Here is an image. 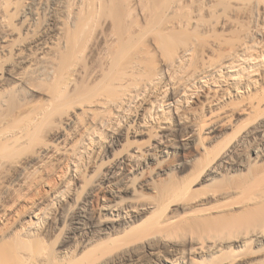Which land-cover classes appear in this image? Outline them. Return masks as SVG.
Returning a JSON list of instances; mask_svg holds the SVG:
<instances>
[{"label": "rangeland", "instance_id": "obj_1", "mask_svg": "<svg viewBox=\"0 0 264 264\" xmlns=\"http://www.w3.org/2000/svg\"><path fill=\"white\" fill-rule=\"evenodd\" d=\"M76 1L77 0H0V46L3 47L2 49H0V264H99L100 261L98 260L97 262V259L99 257H102L103 253L109 254V251L113 250L114 248L116 249V247H114L115 245L118 248L123 247V250L122 248L119 250L117 249L118 251H116L115 253L119 254L121 252L123 253V251L125 253L128 251L126 254L131 253V256H129V254L128 256H126L124 262H128L131 264H134V262H136V264H168L167 260L170 261L177 259V257L180 258L185 256L188 253V249H193L196 247L195 243L204 244L202 252L193 250V253H191V257L193 258V260H195V262H197V264H227L228 261L236 258L240 260L242 259L241 261L254 260V262H258L264 259V241L260 242V244L257 242L261 240L260 238L256 239V237H252L254 233H259L258 236H260V233H262V236H264V203H262L263 205H257V207L255 205V208H253L254 204L252 203L256 199H259V196L264 194V185L262 184L264 183V157H262V160L261 158L258 160L256 158V154L251 151V147H247V149H245V153L243 152L244 154H240V156L233 155L236 159H233L232 156L231 161L239 160L242 157L241 161L245 159L242 162L246 164L249 163V168L248 165L246 166V164H244V170H242V168H239V170L237 167L232 170V172L227 168V165H223L222 168L225 169L221 168L220 170H218L219 172L216 171L212 174L208 170L209 168H211L209 162L211 163V161L215 159L214 156H216V154L221 153L218 151H223L221 153L222 155L220 156L223 159V155L225 153L229 152V150H232L236 145L238 146V144L242 143L245 132L256 125V117H258V115H264V0H85L86 2L84 0H82V2L81 0H79V2H81L80 7L84 4V7H81L82 9L80 8L81 11H78L80 12V17H83L82 15L85 14L83 10H87V15L89 8L87 6L89 4H97L99 2L98 5L101 4L105 7L103 9L105 11L102 10L103 12L101 13L99 8V14L102 15H99L98 20L100 22L98 20L96 21L95 28L97 29L94 30H97V32L95 33L94 31L95 34H92V36L95 35L94 37L96 39L91 36V38H93H90L89 41V45L91 47L89 46L90 48L87 49L86 52H84L83 56L78 57L79 60L81 59L80 61L76 59V56H78V54L75 53V49L73 47L64 45L63 47L65 48L62 47V44L67 41L68 37V27H66L67 24L65 23L64 7L66 4L74 5ZM27 7L34 8L33 10L37 12L36 17L38 19L34 20L33 17H23V11ZM43 10H45V12ZM52 10H54L55 15L57 13V17L60 21L59 24L61 27H63V35L60 37L59 42H57V44H60L52 46H55L54 48L56 53H58L56 54L58 58L55 56L53 48V51L48 50V54H46V57L48 59L49 57L50 59L52 58V62H50V64L54 62V64H51L53 65V68L49 65L48 62L46 65L47 67L49 66V69L43 68V71L45 72H41V75L43 77L40 75L38 79V77H36V74L33 76L34 78H30L29 81L21 87L16 82L5 80L4 78L6 75L4 74L6 72V69L10 67L9 65L14 64L18 59L17 54L19 53V46H22L25 49L22 50V57H32L34 59L36 58L39 46L37 43H33V40L39 37L42 25L45 21L49 20L48 13ZM163 15L165 16V18ZM101 16L104 17L102 18ZM127 17L130 19H127ZM143 19L145 21H143ZM161 20H163V24ZM140 21L143 24H141ZM180 22H183L182 24L184 26H182ZM184 22L185 24H187V26L184 24ZM166 24H172L173 26H166ZM175 26L178 27L174 28ZM99 27L102 29H100ZM153 27H157V29L155 30ZM169 27L173 28L169 29ZM161 28L163 29V33H167L168 31L171 34L180 33L183 36L181 40L183 44L174 45V47L176 48L175 50L173 49L169 52L166 51L167 53L165 54H163L164 52L162 51V55H166V59L172 56V58L174 59V55L176 56L179 51H182L184 49L182 48V50H180V47H183L184 43H187V41L189 40V42H194L193 44L195 46L191 45L192 43L189 45V42L187 44L190 47L194 46L193 50H195L192 51H196L195 56H197L195 58V56L192 55V51H189L186 54L182 53L181 56L182 58H184V62L183 59L182 62H179L178 58H180L181 56L177 57L178 61L176 65L174 63V61L176 62V60L172 62L169 59L164 64L163 60L166 59L161 57V53H158V56L155 55L156 53L152 54L153 56H156L154 57V59L157 58L159 61H154V59L148 61L152 62H150V64H153V68H155V66L158 67L154 70H159V66H161L162 68L165 67V69L163 70L165 73L163 75L165 79H162V76H151L152 79H155L154 82L150 81V85H148L147 87L148 91L150 92V96L149 92L147 91L148 94L145 93V96H148V101L146 99L147 102H145L149 104L148 102H150L151 100H153L152 102H154V100H158V98L160 100L163 98L162 101L164 102L167 98H165L166 94L169 95V93L173 90L175 92H179L181 90L180 92H182V100H180L181 104L179 103V111H186L185 114L187 115L184 114V116L190 118L184 117V119H188L191 122L190 126L188 124L190 122L186 120L183 121L182 119L181 122L183 121L184 123L181 126H183L182 128L184 129H188L189 126L191 127V129H194L196 127V131L193 133L195 134L197 131L198 132L193 137H195V140L197 139V145L187 151H182L176 155L173 154L170 158H166V160L162 162V165H152L150 166V168H148V170H145V176L143 177V180H149L150 178L153 179V177L155 179L152 181V189L139 188V183L141 182L140 178L131 180L127 184L131 187L132 190L135 191V195L127 192H122V187H113L110 185V187L104 189V186L99 187L97 186V184H99V182L101 181L104 172L112 166L111 164L114 160L111 159H113L114 156L109 155V158L108 156L106 158H101L104 157V155H102V153L98 154V152L95 153L97 149L93 148H97L96 143L100 138L99 132H103V130L106 131L107 128L109 130V127H104L102 131H100L101 129L96 130L98 132H96L94 128H91V131L94 129V131H92L93 134L91 132L89 133L92 135L85 134L87 133L86 126L88 127V121H90L91 119L94 120L93 118H88L95 116V114H93L94 116H91V113H94L91 110L94 104H89V107L87 106V103H84V105H82L83 103L81 104L78 102V97L82 94L83 91L87 92L88 88H92L93 90L94 86L96 85L95 83H98L99 80H97L95 83L93 81L97 76L101 78L102 74H99L101 73V70L106 67L107 63L105 62L109 60L106 58H109L110 51L117 48L118 42L116 41H118L120 36H125L128 31L130 33L134 31V34L139 33L140 35H145L143 39L147 40L142 41L144 43L146 42V45H150V43L148 44L147 41L151 42V36L153 35V32L151 35V29L155 31L159 30L158 32H160L162 31ZM110 31H112V33ZM250 31L252 32V34ZM258 32L261 33L259 34ZM107 34H109L110 37L106 36ZM3 37L6 41L4 43H1V38ZM80 38H83V35ZM148 38L151 39L148 40ZM194 38L196 41L194 40ZM97 39H99V41ZM64 40L65 42H63ZM112 41L115 43L112 44ZM141 42L139 43L141 44ZM76 43L79 44V42ZM144 43L142 46H144ZM45 44L49 45V42H46ZM78 44H76L77 48L80 45ZM60 45L62 48L60 47ZM178 46L180 47L178 48ZM69 48H71V50ZM142 48L138 51H142ZM137 49H140V47L138 48L137 46V48L133 49V51L131 49V54L129 55H132V53L134 54ZM68 52L71 54H67ZM50 53L52 54V56L49 55ZM111 53L112 52H110V54ZM90 54L92 57L90 56ZM66 55H69V57H71L66 58ZM134 55L132 57H134ZM159 55L161 58H159ZM179 55L177 54V56ZM72 56L74 57L72 58ZM129 58H127V60H129ZM222 58L225 59L222 60ZM160 60H162V62ZM188 61L190 63L192 62L193 65ZM197 61L201 66L206 61L204 64L205 66H202L204 68L207 67L206 70L203 69L197 63ZM168 62H172L173 66ZM167 63L170 65V67L168 66L169 69L166 65ZM182 63L185 65H183ZM187 63L190 64V66ZM150 64L148 63V66ZM179 64H181V66L183 65V67H180L181 69L176 68ZM197 64L199 66L194 70L195 65L197 66ZM46 65L44 67H46ZM152 66H150V69H153ZM185 66H188V70L190 68L189 72L187 68L185 69ZM75 67L77 70H73V68ZM171 67L173 68L171 69ZM30 68L31 61L29 60V62L20 65V68L17 70V72L27 71ZM69 68L74 71V73H71V75L75 74V76H70V71H73ZM198 68L202 69L201 75L199 74L201 70ZM90 69L92 71L91 74L97 75L94 76L95 79L93 80L90 79L93 77V75L91 76V74L89 75V73H86L88 71L90 72ZM182 69L185 70L183 71ZM171 70L175 71V73ZM181 70L183 71V73ZM193 70L199 74L198 75L197 73H194L195 78H193L194 76H188L193 75L189 74L193 73ZM197 70L200 71L198 72ZM97 71H100V73H97ZM185 72L188 73L186 74ZM255 72H257V75L255 74ZM1 73H3V76H1ZM171 74L174 75L172 76ZM241 74L243 76H241ZM250 74L255 75L251 76ZM87 75L90 76V78H86ZM70 77L73 79L70 80ZM99 77L97 78L100 79ZM199 77H201L202 80L201 78L199 79ZM76 78H78V81ZM85 78L87 79V81L85 80ZM235 78H237V80L241 78L240 81L242 80V83L247 82L249 78H255L259 80L258 82L260 84H257L256 89L252 88V92L244 93L245 97H243V99L242 97L233 96L232 98L225 96V98L227 97L226 100L228 101L224 99V102L221 103L223 99L222 95L224 93H236L235 91H232L233 82L234 80H236ZM169 79L171 80V82H169ZM153 83H156L158 85ZM167 83L168 85L165 87L164 84ZM155 85L157 86V88ZM174 85L175 87H178L172 88V86L174 87ZM154 86L156 89L154 88ZM161 86H163L164 89ZM183 87L185 90L183 89ZM75 88L76 91L74 94V91L72 93L71 90H75ZM81 88L83 91L81 90ZM158 88L162 90L156 91ZM225 88L228 92L226 90L224 91ZM68 89L71 91V93L70 91H67ZM149 89L153 90L150 91ZM186 89H188V91ZM182 90H184V92ZM163 91H166L167 93H164ZM161 92L163 93L161 94V96L163 95L162 97H160ZM133 93L134 96L132 94H128L126 96L122 95V101L121 99H119V102H121L122 104L119 103L120 107L118 106L119 108L117 107L116 111L113 109L114 114L111 113L113 112L112 110L111 112H109V109L111 108H108L105 105H102V107H105L101 108V103H97V105L95 104L97 107H95L94 105L93 107L95 109L93 108V110H95L96 112L97 109V113L99 111L100 116L101 114L105 113L106 116L105 114L102 116H108V119H113V123L115 124V122H117L119 118L118 112H122V108L125 110L124 112L129 114L127 110L129 111L132 108L134 109V106L137 103L142 102L143 96L141 95V98H138L135 97L136 93ZM62 94H64V97ZM65 94L67 96L71 94V96H68L69 98H66ZM155 95H157L158 97H155ZM120 96L118 98H121ZM249 96H251V98ZM206 97L211 98L212 100L211 101L210 99H208V105L206 104V101L208 102ZM246 97H248V99ZM56 98L58 101L56 100ZM62 98L66 100L64 101ZM186 98H189V102ZM219 99L221 100L219 101ZM225 103L228 104L225 105ZM252 103L256 106L260 103V107L251 109ZM98 104L100 105L99 109H102V111L98 109ZM174 105L175 104L170 107V109H173H171L173 111L172 113L177 111L175 107L178 105ZM143 106L145 107L146 105L143 104ZM162 106L164 108L159 107V109H153L152 113L153 115L155 114L153 116V121L156 120V116L157 118L163 119L164 117H166V115H169V113H166L169 109V105L165 102V106L163 104ZM106 107L107 110L105 109ZM84 108L85 113L88 112V115L86 114L85 116H83L85 114ZM88 109L91 110L90 114V110ZM104 109L109 113L104 112ZM163 112H165L166 115H163ZM113 115H116V118ZM95 117L98 118V115ZM215 117L220 118L219 120L221 121L223 120V123L225 122V120H231L228 122H230L232 126L231 124H228L229 126H231V128L228 127V125H225L228 122H225V127L222 126L225 130L221 127L222 131H225L224 133L220 129V131L217 133L218 137L216 135V137L212 140L210 139L211 137L207 136L208 138L206 137L207 139H204L202 137L204 133L202 134L199 132L201 124L203 125L204 121H209V119L211 120V118ZM72 118L74 121L70 120ZM217 118L215 119L217 120ZM77 119H79V122H77L78 126L76 125V123H72L78 121ZM67 120L69 122H67ZM252 122H254L255 125H253ZM80 123H83L84 126L82 124L80 125ZM122 124H124V122H122ZM152 124L153 122L151 121V125ZM72 125L73 127L75 126V129L72 127ZM154 125L156 126L155 123ZM192 125L195 127L193 128ZM226 126L228 129L226 128ZM116 128L117 127H115V129ZM147 128H142L144 130L141 129V131H144V135H142V132L140 133V136H131V132L133 130L135 132L136 128H134L133 130L131 129L129 138L123 139L121 141V145L116 147L113 153L116 152V149L118 153L119 151H121L119 154L116 153V156L118 154L117 157L119 158L121 155L132 153V147L136 148L140 146L143 149L147 148V146L150 145L151 134L156 131V128H154L155 130H153V128L152 130H150L151 128ZM69 129H71V131ZM94 133H99V135L97 134L98 137ZM182 133L179 135L181 139L183 138V136L181 135L185 134ZM93 135L95 136L93 137ZM199 136V140L201 139L200 141H198ZM180 137H178L175 141L178 142V140H181ZM94 139L98 140L95 142ZM208 139L210 140V142ZM90 140H92V142ZM128 141L130 144H133L131 148L128 147ZM89 145L90 148H88ZM202 145L206 147L204 148V146ZM224 150H226L227 152H224ZM206 151L208 152V154ZM216 157L221 160L219 155ZM255 159L259 162L255 163ZM179 162H189V165L185 170H179L176 169V166L174 167V165H177V163ZM165 167L169 170H166L165 173L157 176L156 174L160 171V169H163ZM206 171L208 172V174L206 173ZM199 173H203L202 176L199 175ZM258 178L260 180H258ZM255 180L258 182V184L256 185H258L259 188L261 185H263L261 186V189H257L259 191L256 190L257 186L255 185V183L257 182H255ZM259 181H262V183ZM260 183L261 185H259ZM68 185H70V189L68 188ZM248 185L249 187H252L253 185L254 186L252 189H250L251 187L247 189ZM60 186L63 188H61ZM66 188L67 190H65ZM58 189L65 190L66 193L68 191L67 194H72H69V196L71 195V197L67 198L65 202L62 201L63 204L61 203L60 206V210L62 212H65V214L70 213V216H73L80 211V208L82 206L88 204L86 208L89 211L90 218L92 220H96L103 215L104 211L102 207L104 204H106V201H121L124 199L127 201H133L136 205H142V203H150L153 206L155 205L156 209L152 208L147 213L144 212L141 216L135 218L132 224V228H134L133 230L132 228H126V226H118L116 229L117 231L115 230V233L112 232L113 235L111 233L109 234V237H105L106 235H104V237L102 236L103 240L101 237L97 238L92 241L94 242L93 245L92 243H88L89 247L87 248L88 245L85 243L87 245L86 246L78 238L70 239L71 241L66 240L65 238L70 220H66L68 223H65V226L64 224L61 225L60 222L57 221L59 209L56 208L57 206L54 207V203H52V200L55 199V191H57ZM69 190H71V192ZM246 190L248 191L246 192ZM112 194H115L120 198L116 199L114 196H112ZM238 201H240V203ZM40 202L43 203L41 204ZM233 203L234 205H232ZM184 206L186 209H182ZM246 208L248 209V211H246ZM44 213L48 216H46ZM151 214L154 215L151 216ZM40 216L42 217L43 223L45 221L44 225L42 224L41 226H39L41 227V229L38 227V224L36 225V223L38 222L37 220ZM47 219L49 220L47 221ZM161 221H164L162 222L164 226L165 223L169 225L165 226L166 228L162 227L163 224H160ZM54 227H60L62 231L60 229H55ZM129 229H131L132 231H130ZM147 235H151L152 238H148V240H146L148 237ZM139 236L142 237L139 238ZM163 236L165 237V239L169 238V241L173 240L171 242L176 243H173L174 247H170L168 245L169 241L166 242L167 239L165 240ZM110 237L112 238V240ZM108 238L110 239L108 240ZM63 239L65 240V242L63 241ZM254 239L255 242L252 241ZM216 240L218 242H215ZM96 241L98 244L95 243ZM100 242H102L103 244ZM212 243L217 246V248H215L216 250H210V248H207L210 247ZM148 244H150L151 247ZM146 245L149 246V249L148 247H146ZM80 246L82 247L81 249H79ZM83 246L87 249H89L91 246L92 248L94 246V248H90L89 251ZM61 247L62 253L64 252L63 254L59 253L61 251ZM109 247L112 249H110ZM85 250H87V252L89 253L85 254ZM114 250L112 251L113 253ZM82 251H84V253ZM82 254H84V258L86 259V261L83 257H81ZM70 255H72L73 258ZM67 256L69 259H67ZM79 256L81 257V259ZM106 257L104 256V258ZM64 259L65 263L63 262ZM101 259L102 258H100V260ZM117 261L119 262V260ZM117 261H115L117 264L124 263L123 260H120L121 263H118ZM102 262L103 261H101L100 264Z\"/></svg>", "mask_w": 264, "mask_h": 264}, {"label": "bare ground", "instance_id": "obj_2", "mask_svg": "<svg viewBox=\"0 0 264 264\" xmlns=\"http://www.w3.org/2000/svg\"><path fill=\"white\" fill-rule=\"evenodd\" d=\"M78 1V2H77ZM76 1V3L74 4V5H65V7H64V13H65V23L67 24V26L66 27H68V37H67V41L65 42V40L63 41V42H65L64 44H62V47H63V45L64 46H68V47H73L74 49H75V53L76 54H78V56H76L77 58V60H79L78 59V57H81V56H83V54H84V52H86V50L87 49H89L91 46L89 45V41H90V38H91V36H92V34L94 33V29H97V28H95V26H96V21L99 19V15H102V14H99V8H100V13L101 12H103V11H105V10H103L105 7H104V5H98V3L97 4H89L88 5V3H87V7H89L88 8V13H87V15H86V11H84L83 10V12H85V16L84 15H82L83 17H80L79 16V14H80V12H78V11H81V7H84L83 5L80 7V5H81V2H82V0H81V2H79V0H77ZM85 1V0H84ZM86 2V1H85ZM91 3V2H90ZM95 3H96V1H95ZM102 4H104V3H102ZM257 4V3H256ZM91 5V6H90ZM113 5V4H112ZM209 5V4H208ZM259 5V4H258ZM158 6H160V5H158ZM162 6V5H161ZM129 7V6H128ZM143 7V6H142ZM149 7V6H148ZM167 7V6H166ZM81 8V9H80ZM86 8V7H85ZM84 8V9H85ZM124 8V7H123ZM160 8V7H159ZM251 8V7H250ZM34 8H29V7H27L26 9H24V11H23V17L24 18H26V17H33L34 18V20H36V19H38L36 16H37V12L35 11V10H33ZM136 9V8H135ZM141 9V8H140ZM147 9V8H146ZM146 9H145V11H146ZM164 9H166V8H164ZM168 9V8H167ZM258 9H260V8H258ZM103 10V11H102ZM124 10V9H123ZM134 10V9H133ZM144 10V9H143ZM44 12H45V10H43ZM138 11H139V9H138ZM165 11V10H164ZM169 11V10H168ZM170 11H171V8H170ZM175 11V10H174ZM205 11V10H204ZM251 11H253V10H251ZM255 11H257V10H255ZM106 13V12H105ZM110 13H111V11H110ZM138 13V12H137ZM254 13V12H253ZM261 13V12H260ZM104 14V13H103ZM134 14V13H133ZM180 14V13H179ZM252 14V13H251ZM258 14V13H257ZM110 15V14H109ZM112 15V14H111ZM130 15V14H129ZM166 15V14H165ZM253 15V14H252ZM48 16H49V20L48 21H45L44 23H43V25H42V29H41V33L39 34V37L37 38V39H35V40H33V43H37L38 44V46H39V49H38V52H37V55H36V58L34 59V58H32V57H28V58H26V57H22V55H23V51L22 50H25L22 46H19V48H18V54H17V56H18V59L16 60V62L14 63V64H12V65H9L10 67L9 68H7L6 69V72H5V74L4 75H6L5 76V80H7V81H12V82H16L20 87L21 86H24L28 81H29V79L30 78H32L34 75H36V77H38V79H39V76L41 75V72H45V71H43V68H48L47 67V63L49 62V65L53 68V65H51V64H54V62L53 63H51L50 64V62H52L51 61V59H50V57H49V59L46 57L47 55L46 54H48L47 53V51L48 50H52L53 51V49H54V53H55V56H56V54H58V53H56V51H55V46H56V44H57V42H59V40H60V37L63 35V27H61L60 26V21H59V18L57 17V13H56V15L54 14V10H52V11H50L49 13H48ZM105 16V15H104ZM103 16V17H104ZM136 16V15H135ZM164 16V15H163ZM177 16V15H176ZM190 16H191V14H190ZM102 17V16H101ZM102 17V18H103ZM138 17H139V15H138ZM150 17V16H149ZM167 17V16H166ZM256 17V16H255ZM102 18H100V19H102ZM109 18V17H108ZM113 18V17H112ZM162 18V17H161ZM164 18H165V16H164ZM254 18V17H253ZM127 19H130V18H128L127 17ZM109 20V19H108ZM136 20V19H135ZM138 20H139V18H138ZM164 20V19H163ZM163 20H161L162 21V24H163ZM166 20V19H165ZM99 21V20H98ZM143 21H145L144 19H143ZM142 21V22H143ZM100 22V21H99ZM98 22V23H99ZM128 22V21H127ZM172 22H174V21H172ZM177 22H179V21H177ZM190 22V21H189ZM194 22V21H193ZM196 22V21H195ZM109 23V22H108ZM140 23H141V21H140ZM155 23V22H154ZM183 23V22H182ZM181 22H180V24L182 25V26H184L183 24H182ZM65 24V25H66ZM129 24V23H128ZM141 24H143V23H141ZM161 24V23H160ZM159 24V25H160ZM184 24H185V22H184ZM198 24V23H197ZM112 25V24H111ZM171 26L172 24H166V26ZM181 25H180V27H181ZM186 26H187V24H185ZM130 26V25H129ZM142 26V25H141ZM173 26V25H172ZM178 26H179V24H178ZM177 26V27H178ZM190 26V25H189ZM98 27V26H97ZM128 27V26H127ZM158 27V26H157ZM157 27L156 28H154L155 30L157 29ZM165 27V26H164ZM176 26L174 27V28H177ZM192 27V26H191ZM100 28V27H99ZM133 28H134V25H133ZM138 28V27H137ZM140 28V27H139ZM152 28V27H151ZM163 28V27H162ZM161 28V29H162ZM173 28V27H172ZM172 28H170L169 27V29H172ZM184 28V27H183ZM187 28V27H186ZM185 28V29H186ZM254 28V27H253ZM100 29H102V28H100ZM167 29V28H166ZM168 29V30H169ZM189 29V28H188ZM115 30V29H114ZM155 30H152L151 29V35H152V32H153V37L151 36V38H148V40L149 39H151L150 41L151 42H149V41H147L148 42V44L150 43V45H146V42L144 43L143 41H146L147 39H143V37L145 36V35H140L139 33L137 34V33H135L134 34V31L133 32H129L128 31V33L125 35V36H120V38L118 39V41H116V42H118V44H117V48H115V49H113L112 51H110V52H112L111 54H110V52H109V58H106V59H109L108 61H106L105 63H107V65H106V67H104V69H102L101 70V73H100V71L98 72L97 71V73H100L99 75H101L102 74V76H101V78L99 77V76H97V75H94V74H91L92 73V71H91V69H90V72L88 71V72H86V73H89V75L91 74V76L93 75V77L92 78H90V76H88L87 75V77L86 78H90V79H95L94 78V76H97V77H99L100 79H98L97 77H96V79L93 81L94 83L97 81V80H99L98 81V83L96 82L94 85V88H93V90H92V88H88V90H87V92H84L83 90H82V88H81V90L84 92H82V94L78 97V102L79 103H83L82 105H84V103L86 104L87 103V106L89 105V104H96L97 105V103H101V108H104L105 106H107L108 108H111V109H109L110 111L109 112H111V110L113 111V109L116 111V109H117V107L120 105V104H122L121 102H119V99H121V101H122V97L125 95H130V94H132L133 96H134V93L133 92H135L136 93V96L135 97H138V98H141L140 96L142 95L143 96V98H142V102L140 103H137V104H139V105H135L134 106V104H133V106L135 107L134 109L132 108V109H130L129 111L127 110V112L129 113V114H127L126 112H124L125 110L122 108V112H118V114H119V118H118V121L117 122H115V124L113 123V119H108V116L107 117H104V116H102V115H104L105 113L104 112H106L105 111V109L107 110V107L103 110L104 112V114H101V116H100V114H99V111H98V113H97V109H96V112H95V110H93V106H92V112H94V113H91V110L90 109H88V110H90L89 111V114L91 113L92 115L91 116H94L93 114H95V116H97L98 115V118L97 117H88V118H93L94 120H90V119H87V120H90V121H88V127L86 126V130H87V133H85V134H88V135H92L93 133H92V131H94V129H95V131L96 130H99V129H101L100 131H102V129L104 128V127H106V126H108L109 127V130H108V128H107V130L105 131V130H103V132H99L100 133V138H99V141L96 143V146H97V148H93V149H97L96 151H95V153H97L98 152V154H101L102 153V155H104V157H101V158H106L107 156H108V158L110 157L109 155H111V156H114V158L113 159H111V160H114L113 161V163L111 164L112 166L111 167H109L108 168V170L107 171H105L104 172V175H103V177L101 178V181L99 182V184H97V186H99V187H102V186H104L105 188L104 189H107L108 187H110V185L111 186H113V187H122L123 188V191L122 192H127V193H130V194H132V195H135V191L134 190H132L131 189V187L129 186V185H127L128 183H129V181H131V180H134V179H136V178H140V180H141V182L139 183V188H142V189H152V181L153 180H155L154 179V177H153V179L152 178H150L149 180H143V177L145 176V170H148V168H150V166H152V165H162V162H164L165 160H166V158H170L173 154L174 155H176V154H179L180 152H182V151H187V150H189L190 148H193L195 145H197V139L195 140V137H193V136H195V134L198 132H196L195 134L193 133V132H195L196 130H195V126H193L192 125V127L194 128V129H191V122H190V120H188V119H184V117H187V116H184V114H185V112H183L182 110V112H180L179 110H180V100H182L181 98V93L182 92H180L179 90V92H175L174 90L173 91H171L170 93H169V95H167L166 94V96H165V94H164V96H165V100L166 101H162L163 100V98L160 100L159 98H158V100L156 99V100H154V102H152L153 100H151L150 101V99H149V101L150 102H148L149 104H147L146 102L148 101V99H147V97L148 96H145V93H147V91H148V89H147V87H148V85H150L149 83H150V81L151 82H154V79H152V77L151 76H153V75H155V76H162V79L164 78L165 79V77L163 76L165 73H164V69H165V67L164 68H162L161 66H159L160 68H159V70H154L155 68H158V67H156L155 66V68H153L154 66H152L151 64H150V62L151 61H148V60H153L154 59V57H156V56H158L157 54L159 53H161V55H162V53L163 54H165V53H167L166 51H171V50H175L176 48L174 47V45H176V44H183V42L181 41L182 40V38H183V36L179 33H169L168 31H167V33H163V29H162V31H160V32H158L159 30H157V31H155ZM109 31V30H108ZM136 31V30H135ZM154 31H155V33H154ZM166 31V30H165ZM174 31H175V29H174ZM258 31V30H257ZM97 32V30L95 31V33ZM111 33H112V31H110ZM122 32V31H121ZM137 32H138V30H137ZM150 32H148V33H150ZM157 32V33H156ZM184 32V31H183ZM251 32V31H250ZM94 33V34H95ZM185 33V32H184ZM248 33V32H247ZM259 33V32H258ZM261 33V32H260ZM259 33V34H260ZM104 34V33H103ZM110 34V33H109ZM109 34H107L106 36H109ZM147 34V33H146ZM199 34V33H198ZM249 34V33H248ZM247 34V35H248ZM251 34H252V32H251ZM83 35V38H80L81 36ZM111 35V34H110ZM184 35V34H183ZM191 35V34H190ZM203 35V34H202ZM206 35V34H205ZM247 35H245V36H247ZM95 36V35H94ZM94 36H92L93 38H95ZM113 36V35H112ZM149 36V35H148ZM185 36V35H184ZM252 36V35H251ZM100 37V36H99ZM110 37V36H109ZM119 37V36H118ZM199 37V36H198ZM201 37V36H200ZM253 37V36H252ZM256 37V36H255ZM93 38H91V39H93ZM147 38V37H146ZM247 38V37H246ZM250 38V37H249ZM254 38V37H253ZM96 39V38H95ZM252 39V38H251ZM255 39V38H254ZM1 43H4L6 40H5V38L3 37V38H1ZM63 40V39H62ZM98 41H99V39H97ZM114 40V39H113ZM143 40V41H142ZM194 40H195V38H194ZM193 40V41H194ZM199 40H200V38H199ZM243 40V39H242ZM249 40V39H248ZM93 41V40H92ZM115 41V40H114ZM142 41V42H141ZM190 41V40H189ZM189 41H187V43L189 42ZM196 41V40H195ZM254 41V40H253ZM46 42H49V45H46L45 43ZM76 42H79V44L78 43H76ZM110 42V41H109ZM139 42H141V44L139 43ZM62 43V42H61ZM97 43V42H96ZM113 43H115V42H113L112 41V44ZM143 43H144V46H142L143 45ZM175 43V44H174ZM187 43H184V46L183 47H180V46H178V48L180 47L181 49L180 50H182V48H184L182 51H179V53H177L179 56H177V54H176V56L174 55V57L176 58H172V57H170V58H167L166 59V55H162L161 57H163L164 59H166V60H163L164 61V64L167 62V60L169 59V60H171L172 62L174 61V60H176V62L174 61V63L177 65V57H180L181 55H182V53H184V54H186V53H188L189 51H192L193 50V47L195 46L193 43L194 42H189L188 44L190 45L191 43V45H194L193 47H190ZM198 43V42H197ZM205 43H206V41H205ZM60 43H58L57 45H59ZM76 44H78L79 45V47L77 48V46H76ZM91 44V43H90ZM95 44V43H94ZM99 44V43H98ZM116 44H114V45H116ZM138 44H140V45H138ZM53 45H55L54 47H52ZM93 45V44H92ZM197 45V44H196ZM90 46V47H89ZM101 46V45H100ZM113 46V45H112ZM137 48V46H138V48L140 47V49H137V51H135V55L132 53V55H129V54H131L130 53V51H131V49H132V51H133V49H136L135 47ZM244 46V45H243ZM242 46V47H243ZM60 47H61V45H60ZM61 47V48H62ZM105 47V46H104ZM115 47V46H114ZM143 47V48H142ZM174 47V48H173ZM246 47V46H245ZM3 47L2 46H0V49H2ZM23 48V49H22ZM53 48V49H52ZM63 48H65V47H63ZM77 48V49H76ZM141 48H142V51H138V50H141ZM201 48V47H200ZM206 48V47H205ZM237 48V47H236ZM70 50H71V48H69ZM239 49V48H238ZM64 50V49H63ZM66 50V49H65ZM100 50V49H99ZM195 50V49H194ZM193 50V51H194ZM202 50V49H201ZM206 50V49H205ZM233 50V49H232ZM90 51V50H89ZM114 51V52H113ZM163 51V52H162ZM192 51V52H193ZM236 51V50H235ZM3 52V51H2ZM58 52V51H57ZM137 52V53H136ZM205 52V51H204ZM203 52V53H204ZM53 53V54H54ZM74 53V54H75ZM108 53V52H107ZM156 53V54H155ZM67 54H71V53H67ZM75 54V55H76ZM152 54H155L154 56L152 55ZM195 54H196V51L195 52H193L192 53V55H194L195 56ZM205 54V53H204ZM50 56H52V54L50 53L49 54ZM69 55H66V58H70L69 57ZM129 55V56H128ZM134 55V57H132ZM150 55V56H149ZM152 55V56H151ZM226 55V54H225ZM54 56V55H53ZM68 56V57H67ZM90 56H91V54H90ZM131 56V57H130ZM197 56V55H196ZM196 56H195V58H196ZM200 56V55H199ZM57 58H58V56H56ZM74 56H72V58H73ZM87 57H88V55H87ZM92 57V56H91ZM131 59H130V58ZM152 59H151V58ZM160 57V55H159V58H161ZM183 57H184V55H183ZM222 57H224V56H222ZM127 58H129V60H127ZM149 58V59H148ZM162 58V59H163ZM172 58V59H171ZM180 58H181V60H180ZM180 58H178L179 59V62L181 61L182 62V59H183V62H184V58H182V56L180 57ZM189 58V57H188ZM194 58V57H193ZM194 58V59H195ZM197 58H199V57H197ZM252 58V57H251ZM87 59V58H86ZM88 59H89V57H88ZM200 59H202V58H200ZM203 59H204V57H203ZM225 58H222V60H224ZM256 59V58H255ZM29 60L31 61V68L30 69H28L27 71H20V72H17V70L20 68V65H23L24 63H26V62H29ZM54 60H55V58H54ZM76 60V61H77ZM81 60V59H80ZM79 60V61H80ZM105 60V59H104ZM159 61L157 58H155L154 59V61ZM74 61V60H73ZM73 61H71V62H73ZM83 61V60H82ZM153 61V62H154ZM161 62H162V60H160ZM186 61V60H185ZM196 61V60H195ZM204 61V60H203ZM226 61V60H225ZM70 62V61H69ZM150 64L149 66H148V63ZM172 62L171 63H169V64H172ZM189 62V61H188ZM192 62H193V60H192ZM190 63V64H192L193 65V63ZM201 62H202V60H201ZM206 62V61H205ZM205 62H204V64H205ZM81 63V62H80ZM152 63V62H151ZM155 63V62H154ZM156 63H159V62H156ZM166 64L167 65V67L169 66L170 67V65L169 64ZM196 63V62H195ZM197 63L199 64V62L197 61ZM57 64V63H56ZM55 64V65H56ZM174 64V65H175ZM183 64V63H182ZM188 64V63H187ZM190 64H188L189 66H190ZM197 64V66L195 65V68H194V70L195 69H197L196 67H198L199 65ZM202 65V66H205V65ZM46 65V67H44ZM156 65H159V64H156ZM183 65H185V64H183ZM183 65L181 66V64H179L178 65V67H176V68H178V69H181L180 67H183ZM68 66H69V64H68ZM67 66V67H68ZM76 66V65H75ZM78 66H79V64H78ZM77 66V67H78ZM150 66H152V68L153 69H150L151 67ZM172 66H173V64H172ZM201 66V65H200ZM201 66V67H202ZM50 67V68H51ZM58 67V66H57ZM66 67V68H67ZM148 67H149V69H148ZM169 67H168V69H169ZM192 67V66H191ZM173 67H171V69H172ZM175 68V67H174ZM187 68V70H188V66L186 67L185 66V69ZM203 69H205L206 70V68H204V67H202ZM22 69V68H21ZM49 69V68H48ZM69 69H71V68H69ZM77 70L76 69V67L75 68H73V70ZM167 69V70H168ZM184 69V70H185ZM198 69H200V68H198ZM72 70V69H71ZM72 70V71H73ZM166 70V71H167ZM173 70H175V69H173ZM173 70H171V71H173ZM177 70V69H176ZM183 70V69H182ZM181 70V71H182ZM183 70V71H184ZM192 70V69H191ZM193 70V71H194ZM201 70V71H200ZM200 70H197L198 72H199V74L201 75V72H202V69H200ZM204 70V71H205ZM52 71V70H51ZM169 71V70H168ZM179 71V70H178ZM183 71H182V73H183ZM190 71V68H189V70H188V72ZM49 72V71H48ZM47 72V73H48ZM65 72V71H64ZM76 72V71H75ZM103 72V73H102ZM174 73H175V71H173ZM188 72H185L186 74L188 73ZM259 72V71H258ZM63 73V72H62ZM71 73H74V71L73 72H71L70 71V76H75V74L73 75H71ZM82 73V72H81ZM96 73V74H97ZM178 73H180V72H178ZM177 73V74H178ZM194 73H197L196 71H194L193 73H189V74H193V75H188V76H190V77H192V76H194L193 78H195V74ZM204 73V72H203ZM202 73V74H203ZM257 72H255V74H256ZM43 74V73H42ZM65 74H67V73H65ZM65 74H63V75H65ZM78 74V73H77ZM166 74H168V73H166ZM170 74V73H169ZM198 74V73H197ZM198 74V75H199ZM238 74V73H237ZM255 74H250L251 76L252 75H255ZM172 75V74H171ZM174 75V74H173ZM172 75V76H173ZM197 75V76H198ZM257 75V74H256ZM1 76H3V73H1ZM42 76V75H41ZM45 76V75H44ZM55 76H57V75H55ZM77 76V75H76ZM155 76H153V77H155ZM166 76V75H165ZM187 76V75H186ZM240 76V75H239ZM241 76H243L242 74H241ZM248 76H249V74H248ZM259 76V75H258ZM35 77V78H36ZM43 77V76H42ZM82 77V76H81ZM85 77V76H84ZM83 77V78H84ZM167 77V76H166ZM183 77V76H182ZM181 77V78H182ZM189 77V78H190ZM245 77V76H244ZM34 78V77H33ZM45 78V77H44ZM62 78V77H61ZM85 78V80L87 81V79ZM158 78V77H157ZM174 78V77H173ZM201 77H199V79H200ZM262 78V77H261ZM73 78H71L70 77V80H72ZM75 79V78H74ZM77 79V81H78V78H76ZM160 79V78H159ZM176 79V78H175ZM174 79V80H175ZM183 79V78H182ZM236 80H234V82H233V87H232V91H235L236 93L235 94H233V93H231V92H228L227 90H226V88L224 89V91L226 90L228 93H222L223 95H222V101H221V103L222 102H224V99L226 100V98L227 97H232L233 98V96H235V97H242V99H243V97H245V95H244V93H250V92H252L251 91V89L252 88H255L256 89V86H257V84L259 83L258 81V79H255V78H249V80L247 81V82H241L240 81V79L241 78H239V80H237V78H235ZM248 79V78H247ZM54 80H55V78H54ZM64 80V79H63ZM63 80H62V82H63ZM91 80V81H92ZM167 80H168V78H167ZM170 80V79H169ZM173 80V79H172ZM201 80H202V78H201ZM88 81H89V79H88ZM156 81V80H155ZM160 81H162V80H160ZM179 81V80H178ZM188 81V80H187ZM61 82V81H60ZM70 82H72V81H70ZM166 82V81H165ZM169 82H171V80L169 81ZM191 82V81H190ZM189 82V83H190ZM67 83V82H66ZM65 83V84H66ZM69 83V82H68ZM76 83V82H75ZM87 83V82H86ZM92 83V82H91ZM157 83H160V82H157ZM224 83V82H223ZM226 83V82H225ZM70 84V83H69ZM72 84V83H71ZM153 84H156V83H153ZM162 84H163V82H162ZM177 84V83H176ZM260 84V83H259ZM91 85V84H90ZM152 85V84H151ZM156 85H158V84H156ZM155 85V86H156ZM165 85V87L168 85V83L167 84H164ZM183 85H185V84H183ZM193 85V84H192ZM225 85V84H224ZM69 86V85H68ZM70 86H72V85H70ZM80 86V85H79ZM155 86H154V88H155ZM177 86V85H176ZM77 87H78V85H77ZM92 87H93V85H92ZM162 88H163V86H161ZM160 87V88H161ZM171 87V86H170ZM178 87V86H177ZM177 87H175V85H174V87L172 86V88H177ZM73 88V87H72ZM153 88V89H154ZM156 88H157V86H156ZM155 88V89H156ZM171 88V89H172ZM181 88H182V86H181ZM181 88H178V89H181ZM189 88V87H188ZM74 89V88H73ZM77 89H79V88H77ZM90 89H91V91H90ZM151 89V88H150ZM149 89V90H150ZM152 89V90H153ZM154 89V90H155ZM164 89V88H163ZM167 89H170V88H167ZM166 89V90H167ZM183 89H184V87H183ZM62 90V89H61ZM64 90V89H63ZM152 90H150V91H152ZM158 90H162V89H157L156 91H158ZM176 90V89H175ZM185 90V89H184ZM184 90H182L183 92H184ZM187 91H188V89H186ZM229 90V89H228ZM68 92L70 91L69 89L67 90ZM72 91V93H73V91H74V94H75V91H76V88H75V90H71ZM71 91H70V93H71ZM90 91V92H89ZM231 91V90H230ZM264 91V90H263ZM59 92H61V91H59ZM64 92V91H63ZM81 92V91H80ZM89 92V93H88ZM149 92V91H148ZM154 92V91H153ZM164 93L166 92V91H163ZM186 92V91H185ZM119 93H122V94H119ZM156 93V92H155ZM167 93V92H166ZM61 94V93H60ZM85 94V95H84ZM119 94V95H118ZM148 94V93H147ZM161 94H163L162 92L160 93V97H162L161 96ZM193 94H195V93H193ZM59 95V94H58ZM63 95V97H64V94H62ZM66 95V94H65ZM121 95V96H120ZM123 95V96H122ZM184 95V94H183ZM244 95V96H243ZM248 95V94H247ZM69 97L71 96V94L70 95H68ZM67 95H66V98H69ZM76 96V95H75ZM121 97V98H118V97ZM149 96H150V92H149ZM225 96H227L226 98H225ZM252 96V95H251ZM251 96H249L250 98H251ZM61 97V96H60ZM155 97H158L157 95H155ZM58 98H59V96H58ZM125 98V97H124ZM123 98V99H124ZM247 99H248V97H246ZM63 99V98H62ZM137 99V98H136ZM146 99H147V101H146ZM187 99V101H188V99L189 98H186ZM206 99L208 100V99H210L211 100V98H207L206 97ZM239 99V98H238ZM241 99V100H242ZM56 100H57V98H56ZM64 100V99H63ZM66 100V99H65ZM64 100V101H65ZM135 100V99H134ZM221 99H219V101H220ZM58 101V100H57ZM60 101V100H59ZM124 101V100H123ZM146 101V102H145ZM186 101V102H187ZM206 101V100H205ZM212 101V100H211ZM216 101V100H215ZM218 101V100H217ZM226 101H228V100H226ZM225 101V102H226ZM231 101V100H230ZM152 102V103H151ZM165 102H166V104H168L169 105V109H170V107L173 105V104H175L174 106H176V105H178L179 103V105L178 106H176L175 107V109L177 110L176 112H174V113H172L173 111V109L171 110H169L168 109V111L166 112V113H169V115H166V113L165 112H163V115H166V117H164L163 119H161V118H157V116H156V120H154L153 121V116L155 115H153V113H152V111H153V109H159V107L161 108V107H163L162 106V104L165 106ZM189 102V101H188ZM187 102V103H188ZM232 102V101H231ZM242 102H244V101H242ZM120 103V104H119ZM130 103V102H129ZM207 103H209V100H208V102L206 101V104ZM220 103V102H219ZM218 103V104H219ZM257 103V102H256ZM73 104V103H72ZM125 104H127V103H125ZM143 104L144 105H146L145 107L143 106ZM204 104H205V102H204ZM203 104V105H204ZM224 104V103H223ZM226 104H228V103H225V105ZM74 105H75V103H74ZM95 105V107H97ZM102 105H105V106H103L102 107ZM183 105V104H182ZM181 105V106H182ZM208 105V104H207ZM211 106V105H210ZM224 106V105H223ZM75 107H76V105H75ZM89 107V106H88ZM120 107V106H119ZM118 107V108H119ZM132 107V106H131ZM167 107V106H166ZM207 107V106H206ZM260 107V103L259 104H257V106L255 105V104H253L252 103V106H251V109H256V108H259ZM69 108H71V107H69ZM83 108V107H82ZM85 108H86V106H85ZM85 108H84V113H85ZM91 108V107H90ZM100 108V105L98 104V109ZM120 108V109H121ZM130 108V107H129ZM164 108V107H163ZM223 108V107H222ZM74 109V108H73ZM78 109V108H77ZM79 109H80V107H79ZM95 109V108H94ZM189 109V108H188ZM225 109V108H224ZM223 109V110H224ZM250 109V110H251ZM262 109V108H261ZM87 110V111H88ZM99 110H101L102 111V109H99ZM205 110V109H204ZM258 110V109H257ZM83 111V110H82ZM101 111H100V113H101ZM48 112V111H47ZM50 112H51V110H50ZM54 112V111H53ZM62 112H63V110H62ZM108 112V111H107ZM106 112V113H107ZM108 112V113H109ZM254 112V111H253ZM257 112V111H256ZM258 112H260V111H258ZM45 113V112H44ZM55 113V112H54ZM96 113H97V115H96ZM111 113H113L114 114V111L113 112H111ZM124 113H126V114H124ZM165 113V114H164ZM180 113H183V114H180ZM188 113V112H187ZM190 113V112H189ZM248 113V112H247ZM252 113V112H251ZM88 115V112H86L83 116H85V115ZM174 114V115H173ZM249 114V113H248ZM260 114V113H259ZM50 115V114H49ZM109 115V114H108ZM117 115V114H116ZM116 115H113L114 117L116 116ZM161 115V114H160ZM176 115V116H175ZM185 115H187V114H185ZM223 115V114H222ZM48 116V115H47ZM90 116V115H89ZM105 116H106V114H105ZM110 116V115H109ZM162 116V115H161ZM204 116V115H203ZM220 116V115H219ZM77 117V116H76ZM82 117V116H81ZM118 117V116H117ZM120 117H121V119H120ZM85 118V117H84ZM116 118V117H115ZM187 118H190V117H187ZM215 118H217V117H215ZM215 118H211V120L209 119V121H204V124L202 125L201 124V127H200V130H199V132L200 133H204L203 134V138L204 139H207L208 137H211L210 139H212L213 140V138H215L216 137V135H217V133L220 131V129H221V127L222 126H224L225 127V125H228V124H231L230 122H228V121H231V120H228V121H226L225 120V122H228L227 124H225L224 125V123L221 121V120H219L220 118H217V120L215 119ZM226 118V117H225ZM80 119V118H79ZM79 119H77L78 121H76V122H72V123H76V125H77V122H79ZM183 119V121L184 120H186V121H188V122H190V123H188L189 125V127H188V129L187 128H182L183 126H181L184 122L182 121L181 122V120ZM230 119V118H229ZM69 120V119H68ZM67 120V122H69ZM70 120H73V118L72 119H70ZM202 120V119H201ZM208 120V119H207ZM74 121V120H73ZM151 121L153 122V124L151 125ZM256 121V122H255ZM255 123H256V125L254 124V122H252L253 123V125H255V126H253V128L251 127V129H248L246 132H245V135L243 136V140H242V143L241 144H238V146L236 145L232 150H229L228 148V150H229V152H227L226 150H224V152L226 151L227 153H225L224 155H223V159L220 157L222 154V152L223 151H218V152H221L220 154L218 153V154H216V156H218L219 155V157L221 158V160L219 159V158H217L216 156H214V160L213 161H211V163L209 162V165H210V167L211 168H209V166H208V170L213 174V172H216V171H218V170H220L221 168H222V166L223 165H227L228 167V169H230L231 171L232 170H234L235 168H237L238 167V169L240 168H242V170H244L245 169V165L244 164H246V163H244V162H242V161H244V160H242L241 161V158L239 159V160H235V161H231L232 160V156L233 155H239L240 156V154L242 155V154H244L245 153V149H247V147H251V151L254 153V154H256V158L259 160L260 158H261V160H262V157H264V115H258V117H256V119H255ZM85 122H86V120H85ZM84 122V123H85ZM122 122H124V124H122ZM71 123V122H70ZM69 123V124H70ZM150 123V124H149ZM154 123L156 124V126L154 125ZM68 124V123H67ZM83 125L84 126V124L83 123H80V125ZM71 125V124H70ZM69 125V126H70ZM75 125V124H74ZM75 125V126H76ZM149 125V126H148ZM186 125V124H185ZM74 126V127H75ZM78 126V125H77ZM82 126V127H83ZM231 126H232V124H231ZM231 126H229L228 125V127H230L231 128ZM249 126V125H248ZM72 127H73V125H72ZM73 127V128H74ZM112 129H111V128ZM115 127H117L116 129H115ZM148 127V128H147ZM234 127V126H233ZM70 128V127H69ZM91 128H94L92 131H91ZM134 128H136L135 129V132H134ZM142 128H147V129H149V128H151L150 130H152V128H153V130H155L154 128H156V131H154L152 134H151V137H150V145L149 146H147V148H145V149H143L142 147H136V148H134V147H132L133 148V152L132 153H130V154H125V155H119L120 157L118 158L117 156H118V154L121 152V151H119V153L117 152V149H116V152L115 153H113L114 152V149L116 148V147H118L119 145H121V141L123 140V139H127V138H129V136H130V134H131V136L133 135V136H140V133H142L143 132V134L142 135H144V131H141V129ZM223 128V127H222ZM226 128H227V126H226ZM229 128V129H230ZM75 129V128H74ZM106 129V128H105ZM111 129V130H110ZM131 129L133 130L132 132H131ZM146 129V130H147ZM224 129V128H223ZM228 129V128H227ZM226 129V130H227ZM70 131H71V129H69ZM68 130V131H69ZM142 130H144V129H142ZM145 130V131H146ZM149 130V131H150ZM185 130H186V132H185ZM225 130V129H224ZM184 131V132H183ZM221 131H222V129H221ZM86 132V131H85ZM89 132H91L92 134H90ZM96 132H98V131H96ZM131 132V133H130ZM147 132V131H146ZM185 133L184 135H181V136H183V138L181 139V137L179 136L181 133ZM223 133L225 132V131H222ZM75 133V132H74ZM99 133H97L98 135H99ZM182 133V134H183ZM68 134V133H67ZM94 134H96V133H94ZM97 134H96V136H97ZM101 134H102V136H101ZM147 134V133H146ZM88 135H86V136H88ZM201 135V134H200ZM71 136V135H70ZM95 135H93V137H94ZM150 136V135H149ZM208 136V137H207ZM1 137V136H0ZM80 137V136H79ZM83 137V136H82ZM98 137V136H97ZM102 137V138H101ZM178 137H180V139L181 140H178V142H176L175 140H177V138ZM207 137V138H206ZM217 137H218V135H217ZM86 138V137H85ZM84 138V139H85ZM197 138V137H196ZM199 138H200V136L198 137V141H200L199 140ZM16 139V138H15ZM83 139V138H82ZM92 139V138H91ZM79 140H81V139H79ZM98 140V139H97ZM97 140H95L94 139V141L96 142ZM209 140V139H208ZM91 142H92V140H90ZM83 142H84V140H83ZM201 142H204V141H201ZM209 142H210V140H209ZM212 142V141H211ZM128 143H129V141H128ZM213 143V142H212ZM76 144V143H75ZM91 144V143H90ZM199 144V143H198ZM79 145V144H78ZM93 145V144H92ZM129 146L128 147H130L131 148V146L133 145V144H128ZM246 145H249V146H246ZM76 146V145H75ZM127 146V145H126ZM126 146H125V148H126ZM202 146H204V145H202ZM234 146V145H233ZM95 147V146H94ZM206 146H204V148H205ZM232 147V146H231ZM230 147V148H231ZM88 148H90V145H89V147ZM89 150V149H88ZM127 150V149H126ZM204 150V149H203ZM206 150V149H205ZM223 150V149H222ZM207 151H208V149H207ZM206 151V152H207ZM250 151V152H251ZM92 152V151H91ZM244 152V153H243ZM48 153V152H47ZM89 153V152H88ZM87 153V154H88ZM116 153H118L117 154V156H116ZM207 154H208V152H207ZM89 156H90V154H89ZM244 156V155H243ZM96 157H98V156H96ZM117 157V158H116ZM93 158V157H92ZM100 158V157H99ZM208 158V157H207ZM235 157L233 156V159H234ZM238 158V157H237ZM116 159V160H115ZM213 159V158H212ZM211 159V160H212ZM236 159V158H235ZM102 160V159H101ZM109 160V159H108ZM110 160V161H111ZM256 160V159H255ZM89 161V160H88ZM87 161V162H88ZM104 161V160H103ZM206 161H207V159H206ZM254 161V160H253ZM86 162V161H85ZM256 162H259V161H255V163ZM189 163V162H188ZM187 162H179V163H177V165H174V167L176 166V169H179V170H185L187 167H188V164ZM207 163V162H206ZM164 164V163H163ZM249 164V163H248ZM248 164H246V166L248 165ZM207 165V164H206ZM205 165V166H206ZM251 165V164H250ZM164 166V165H163ZM171 168V167H170ZM226 168V169H227ZM244 168V169H243ZM248 168H249V165H248ZM172 169V168H171ZM175 169V168H174ZM211 169V170H210ZM222 169H225V168H222ZM239 169V170H240ZM166 170H169V169H166V167L165 168H161L160 169V171L156 174L157 176H160L162 173H165L166 172ZM172 171V170H171ZM229 171V170H228ZM236 171V170H235ZM203 172H204V170H203ZM219 172V171H218ZM233 172V171H232ZM174 173H175V171H174ZM206 173L208 174V172L206 171ZM173 174V173H172ZM202 174L203 173H199V175H201L202 176ZM210 174V173H209ZM156 175H154V176H156ZM200 176V177H201ZM257 176V175H256ZM156 178V177H155ZM199 178V177H198ZM71 179V178H70ZM73 180V179H72ZM143 180V181H142ZM249 180V179H248ZM258 180H260L259 178H258ZM262 180V179H261ZM247 181V180H246ZM255 182H257L256 180H255ZM259 182H261L262 183V181H259ZM68 183H70V182H68ZM71 183H72V181H71ZM254 183V182H253ZM261 183L259 184V185H261ZM252 184V183H251ZM251 184H249V185H251ZM256 184H258V182L257 183H255V185ZM263 185H264V183H262ZM249 185L247 186V189L248 188H250L249 187ZM263 185H261V186H263ZM64 186V185H63ZM69 186L70 185H68V188H69ZM254 186V185H253ZM253 186L250 188V189H252L253 188ZM257 186V187H256ZM255 187H256V190L259 188V186L258 185H256ZM261 186H260V188L259 189H261ZM61 187V186H60ZM246 187V186H245ZM61 188H63V187H61ZM188 188V187H187ZM70 189V188H69ZM234 189V188H233ZM65 190H67V188L65 189ZM65 190H60V189H58L57 191H55V199H53L52 200V203H54V207H56V208H58L59 209V213H58V218H57V221H59L60 222V224L62 225V224H64V226H65V223H68L66 220L68 219V220H70V223H69V226H68V228H67V234H66V240H70V239H75V238H78V239H80L84 244L86 243L87 245H88V243L89 244H91L92 243V245H93V243L94 242H92V241H94L95 239H97V238H102V236L104 237V235H106L105 237H109V234L111 233L112 235H113V233L112 232H114L116 229H117V227L118 226H126V228H132L133 226H132V224H133V222H134V219L135 218H137V217H139V216H141L144 212L145 213H147L149 210H151L152 208H155L156 209V207H155V205L153 206V205H151L150 203H146V204H143L142 203V205L141 204H139V205H136V204H134V202L133 201H127V200H121V201H118V200H113V201H106V204H104L103 205V207H102V209H103V211H104V213H103V215L102 216H100L98 219H96V220H92L91 218H90V215H89V211H88V209L86 208V206L88 205H84V206H82L81 208H80V211L79 212H77L76 214H74L73 216H70V213H68V214H65V212H62L61 210H60V206H61V203H62V201H64L65 202V200L67 199V198H70L71 197V193H69V194H71L70 196H69V194H67L68 193V191H67V193L65 192ZM262 190H263V188H262ZM6 191H7V189H6ZM70 192H71V190H69ZM248 190H246V192H247ZM251 191V190H250ZM257 191H259V190H257ZM261 191V190H260ZM243 193V192H242ZM245 193V192H244ZM263 193V192H262ZM111 194V193H110ZM261 194V193H260ZM112 196H114L116 199H119L120 197L119 196H117V195H113L112 194ZM260 198L259 199H256L255 201H253L252 203L254 204V207L253 208H255V205H256V207H257V205H261L262 203H264V194H262L261 196H259ZM249 198V197H248ZM253 198V197H252ZM57 201V202H56ZM239 203H240V201H238ZM41 203V202H40ZM43 203V202H42ZM41 203V204H42ZM236 203V202H235ZM243 203V202H242ZM57 204V205H56ZM63 204V203H62ZM177 205V204H176ZM175 205V206H176ZM232 205H234V203L232 204ZM231 205V206H232ZM236 205V204H235ZM240 205V204H239ZM238 205V206H239ZM263 205V204H262ZM178 206V205H177ZM181 206V205H180ZM183 206V205H182ZM237 206V205H236ZM244 206V205H243ZM53 207V208H54ZM62 207H63V205H62ZM70 207V206H69ZM187 207V206H186ZM241 207V206H240ZM246 207V206H245ZM258 207H260V206H258ZM182 208V207H181ZM185 208V206L182 208V209H184ZM58 209H56V210H58ZM64 209V208H63ZM176 209H179V208H176ZM186 209V208H185ZM190 209V208H189ZM244 209V208H243ZM247 209V208H246ZM250 209V208H249ZM37 210H39V209H37ZM65 210V209H64ZM66 210H67V208H66ZM175 210V209H174ZM251 210H252V208H251ZM41 211V210H40ZM70 211V210H69ZM245 211V210H244ZM246 211H248V209L246 210ZM250 211V210H249ZM67 212V211H66ZM34 214V213H33ZM45 214V213H44ZM46 216H48L47 214H45ZM154 215V214H153ZM152 214H151V216H153ZM33 216V215H32ZM232 216V215H231ZM36 217V216H35ZM44 217V216H43ZM148 218V217H147ZM149 218H150V216H149ZM148 218V219H149ZM50 219H52V218H50ZM49 219H47V221H48ZM147 220V219H146ZM146 220H144V221H146ZM38 222L36 223V225L38 224V227L39 226H41L42 224L44 225L45 224V221H44V223H43V220H42V217L40 216L39 218H38V220H37ZM169 221V220H168ZM162 222H164V221H161L160 222V224L162 223ZM166 222V221H165ZM168 223V222H167ZM142 224V223H141ZM163 224V223H162ZM35 225V224H34ZM167 225H169V224H166L165 223V226H167ZM162 226V225H161ZM164 226V224H163V226L162 227H165ZM40 229H41V227H39ZM55 229H60V227L58 228V227H54ZM65 228V227H64ZM166 228V227H165ZM134 228H132V230H133ZM61 230V229H60ZM130 231H132L131 229H129ZM62 231V230H61ZM117 231V230H116ZM115 233V232H114ZM258 234L259 233H254L253 235H252V237H256V239L257 238H260L261 240H259V241H257L258 243H260V242H262V241H264V236H262V233H260L261 235L260 236H258ZM141 235V234H140ZM148 236V235H147ZM166 236V235H165ZM250 236V235H249ZM140 237H142V236H139V238ZM144 237V236H143ZM164 237V236H163ZM251 237V238H252ZM111 238V237H110ZM110 238H108V240L110 239ZM148 238L150 239V238H152V236L151 235H149L148 237H147V239L146 240H148ZM153 238H154V236H153ZM114 239V238H113ZM116 239V238H115ZM135 239H137V238H135ZM164 239H165V237H164ZM167 239V240H166ZM165 240H166V242L167 241H169L168 239L169 238H166ZM77 240V239H76ZM98 240H100V239H98ZM102 240H103V238H102ZM101 240V241H102ZM111 240H112V238H111ZM164 240V241H165ZM63 241L65 242V240L63 239ZM71 241V240H70ZM78 241V240H77ZM153 241V240H152ZM171 241H173V240H170L169 242H168V245L170 246V247H174L173 245V243H175V242H171ZM238 241V240H237ZM252 241H254L255 242V239L254 240H252ZM63 242V243H64ZM99 242V241H98ZM104 242V241H103ZM106 242H107V239H106ZM105 242V243H106ZM114 242V241H113ZM191 242H192V240H191ZM215 242H218L217 240L215 241ZM67 243V242H66ZM95 243H97V241L95 242ZM100 243H102V242H100ZM221 243V242H220ZM224 243V242H223ZM222 243V244H223ZM257 243V244H258ZM78 244H79V242H78ZM81 244V243H80ZM84 244H82V245H84ZM85 244V245H86ZM98 244V243H97ZM103 244V243H102ZM117 244V243H116ZM119 244V243H118ZM166 244V243H165ZM176 244V243H175ZM196 244V247L195 248H193V249H188V253H187V250H186V253L188 254H186L185 256H183V257H180V258H178L177 257V259H174V260H167L168 261V264H197V262H195V260H193V258L191 257L192 256V254L191 253H193V250L195 251V250H198L199 252H202L203 251V247H204V244L203 243H195ZM214 243H212V245L210 246V247H207V248H210V250L211 249H215V248H217V246H215V244L213 245ZM219 244V243H218ZM221 244V245H222ZM261 244V243H260ZM81 245V246H82ZM86 245V246H87ZM95 245V244H94ZM148 245H150V244H148ZM148 245H146V247H148V249H149V246ZM193 245V244H192ZM220 245V244H219ZM64 246V245H63ZM79 246V245H78ZM79 247V249H81L82 247ZM110 246V245H109ZM118 246H120V245H118ZM122 246V245H121ZM124 246V245H123ZM84 247V246H83ZM89 247V245L87 246V248ZM96 247V246H95ZM98 247V246H97ZM114 247H116V249L114 250V253L112 252L113 250H111V251H109V254H107V253H103V255L106 257V258H104V256L102 255V257H99L98 259H97V262H98V260L101 262V261H103L101 264H114V262L115 261H117V260H119V262H120V260H123V262H124V260L126 259V256H128V254H129V256H131L130 254L131 253H128V254H126L124 251H123V253L121 252V250H120V252L122 253H119V254H117V253H115L116 251H118L119 249H121L122 248V250H123V247H117L116 245L114 246ZM150 247H151V245H150ZM78 248V247H77ZM84 248H86V247H84ZM84 248H83V250H84ZM86 248V249H87ZM90 248H92V246L90 247ZM90 248L89 249H87V250H89L90 251ZM93 248H94V246H93ZM92 248V249H93ZM106 248V247H105ZM110 248V247H109ZM219 248V247H218ZM110 249H112V248H110ZM118 249V250H117ZM151 249V248H150ZM176 249V248H175ZM205 249V248H204ZM87 250H85L86 252H85V254H87V253H89V252H87ZM102 250V249H101ZM106 250H108V249H106ZM105 250V251H106ZM177 250V249H176ZM209 250V249H208ZM216 250V249H215ZM70 251V250H69ZM81 251V250H80ZM133 251V250H132ZM170 251V250H169ZM197 251V252H198ZM71 252V251H70ZM78 252H79V250H78ZM83 253H84V251H82ZM101 252V251H100ZM111 252V253H110ZM130 252V251H129ZM172 252V251H171ZM185 252V251H184ZM57 253V252H56ZM60 254L62 253V247H61V251L59 252ZM64 253V252H63ZM62 253V254H63ZM68 253V252H67ZM73 253V252H72ZM72 253H70V254H72ZM179 253V252H178ZM58 254V253H57ZM69 254V253H68ZM134 254H135V251H134ZM182 254V253H181ZM200 254V253H199ZM76 255V254H75ZM81 255V254H80ZM59 256H61V255H59ZM70 256H72V255H70ZM98 256V255H97ZM64 257V256H63ZM62 257V258H63ZM65 257H66V255H65ZM75 257V256H74ZM80 257V256H79ZM81 257H83L84 258V254H82V256ZM81 257H80V259H81ZM134 257V256H133ZM60 258V257H59ZM72 258H73V256H72ZM100 258H102L101 260H100ZM104 258V259H103ZM136 258V257H135ZM67 259H69L68 258V256H67ZM66 259V260H67ZM85 259V258H84ZM89 259V258H88ZM131 259H132V257H131ZM59 260H61V259H59ZM75 260H76V258H75ZM133 260H134V258H133ZM139 260V259H138ZM242 260V259H241ZM240 259H238V258H236V259H233V260H230V261H228L227 262V264H264V259H262L261 261H258V262H254V260L252 261V260H248V261H241ZM65 261V259L63 260V262ZM85 261H86V259H85ZM84 261V262H85ZM75 262V261H74ZM100 262H99V264H100ZM118 262V261H117ZM118 262V263H119ZM129 262H130V260H129ZM138 262V261H137ZM46 263V262H45ZM54 263V262H53ZM65 263V262H64ZM78 263V262H77ZM121 263V262H120ZM50 264V263H49ZM71 264V263H70ZM75 264V263H74ZM93 264H95V263H93ZM97 264V263H96ZM115 264H117L116 262H115ZM123 264H131V263H128V262H124ZM134 264H136V262H134Z\"/></svg>", "mask_w": 264, "mask_h": 264}]
</instances>
